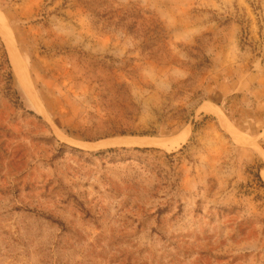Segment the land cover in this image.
<instances>
[{
  "label": "rangeland",
  "instance_id": "1",
  "mask_svg": "<svg viewBox=\"0 0 264 264\" xmlns=\"http://www.w3.org/2000/svg\"><path fill=\"white\" fill-rule=\"evenodd\" d=\"M0 17V264H264V0Z\"/></svg>",
  "mask_w": 264,
  "mask_h": 264
},
{
  "label": "bare ground",
  "instance_id": "2",
  "mask_svg": "<svg viewBox=\"0 0 264 264\" xmlns=\"http://www.w3.org/2000/svg\"><path fill=\"white\" fill-rule=\"evenodd\" d=\"M0 29L1 30H4L5 31V35L6 36H4V37H6V43H8V37H7V35H8V33H9V31H8V28L6 27V25H5V23L3 22V20H2V18L0 17ZM7 48H8V52H9V54H10V56H11V60H12V64H13V66H14V69H15V71H16V73H18V75L20 76V69H19V67H18V61H17V59L14 57V55H13V53H12V50H11V48H10V46H9V43L7 44ZM115 143L116 144H125V143H133V142H130V141H122V140H115Z\"/></svg>",
  "mask_w": 264,
  "mask_h": 264
},
{
  "label": "trees",
  "instance_id": "3",
  "mask_svg": "<svg viewBox=\"0 0 264 264\" xmlns=\"http://www.w3.org/2000/svg\"><path fill=\"white\" fill-rule=\"evenodd\" d=\"M110 151H115V150H110Z\"/></svg>",
  "mask_w": 264,
  "mask_h": 264
}]
</instances>
